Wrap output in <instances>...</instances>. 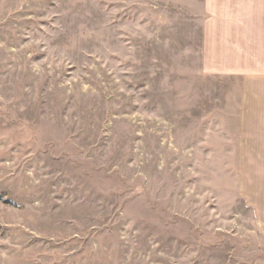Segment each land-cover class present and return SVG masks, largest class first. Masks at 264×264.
Wrapping results in <instances>:
<instances>
[{"label": "rangeland", "instance_id": "374dc122", "mask_svg": "<svg viewBox=\"0 0 264 264\" xmlns=\"http://www.w3.org/2000/svg\"><path fill=\"white\" fill-rule=\"evenodd\" d=\"M258 119L264 0H0V264H264Z\"/></svg>", "mask_w": 264, "mask_h": 264}, {"label": "crops", "instance_id": "0c3cea01", "mask_svg": "<svg viewBox=\"0 0 264 264\" xmlns=\"http://www.w3.org/2000/svg\"><path fill=\"white\" fill-rule=\"evenodd\" d=\"M238 143L240 200L252 217L255 233L264 238V119H258L257 129L241 130Z\"/></svg>", "mask_w": 264, "mask_h": 264}]
</instances>
